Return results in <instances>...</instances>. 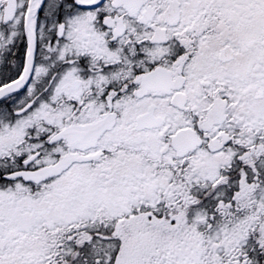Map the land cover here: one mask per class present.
Listing matches in <instances>:
<instances>
[{"label":"snow or ice","instance_id":"obj_1","mask_svg":"<svg viewBox=\"0 0 264 264\" xmlns=\"http://www.w3.org/2000/svg\"><path fill=\"white\" fill-rule=\"evenodd\" d=\"M0 264H264V0H0Z\"/></svg>","mask_w":264,"mask_h":264}]
</instances>
